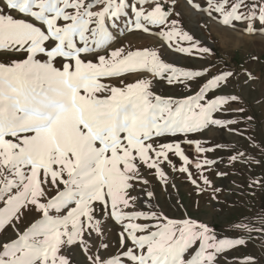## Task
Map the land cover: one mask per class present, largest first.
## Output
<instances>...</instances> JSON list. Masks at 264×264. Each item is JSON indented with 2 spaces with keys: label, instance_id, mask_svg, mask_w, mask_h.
Segmentation results:
<instances>
[{
  "label": "snow or ice",
  "instance_id": "6c2138e0",
  "mask_svg": "<svg viewBox=\"0 0 264 264\" xmlns=\"http://www.w3.org/2000/svg\"><path fill=\"white\" fill-rule=\"evenodd\" d=\"M205 4L194 6L233 30L237 22L249 34L256 24L264 29V0ZM172 16L162 0H0V53L21 57L0 62V234L15 233L0 238V264H75L76 248L88 264H236L229 253L246 246L244 237L168 218L147 187V174L168 185L166 166L191 177L193 163L200 174L218 162L200 154L223 145L192 136L211 128L244 135L231 118L244 111L232 107L240 97L224 91L233 72L164 59L165 48L189 57L213 52ZM153 28L166 41L160 49L112 47L122 29ZM156 81L193 94L160 95ZM182 145H194V162ZM242 158L237 150L229 162ZM102 210L121 227L115 247Z\"/></svg>",
  "mask_w": 264,
  "mask_h": 264
},
{
  "label": "rangeland",
  "instance_id": "374dc122",
  "mask_svg": "<svg viewBox=\"0 0 264 264\" xmlns=\"http://www.w3.org/2000/svg\"><path fill=\"white\" fill-rule=\"evenodd\" d=\"M162 2L172 11V18L181 21L184 30L213 50L212 53L202 57L199 53L189 57L165 48L164 59L185 68L206 67L211 70L212 75L222 71L233 72L235 76L224 91L240 97L239 102L232 107L242 108L244 111L232 113L231 118L239 121L235 127L244 135L211 128L192 136V139L201 140L212 146L223 145L215 152L200 154L201 157L206 155L208 159H215L218 162L210 168L205 165L200 174L197 173L193 163L190 169L191 177L166 166L168 185L163 184L154 174H147V179L151 182L147 187L155 193L152 203L157 206L158 211H162L170 219L191 218L209 224L221 237H244L247 241L246 246L229 255L236 257V264H243L245 257H254L258 264H264V230H262L264 224L261 223V219L264 218V211H261L264 209V148L257 147L264 141V34H262L264 29L256 24L257 32L249 34L240 31L246 26L239 22L236 24L237 30L224 26L219 18H210L200 10L206 6L205 0H162ZM194 5H199L200 8ZM157 31L156 28L150 33L122 29L112 47H124L126 50L160 49L166 41L155 34ZM184 43L187 46L188 42ZM19 58L21 57H10L0 53V62L3 63ZM87 59L94 58L87 57ZM59 66L58 64L57 67ZM127 79L128 82H132L135 77L129 76ZM109 82L114 85L119 84L117 80ZM153 88L158 94L166 97L182 98L193 94L185 88L168 86L163 81H156ZM197 90L198 87H194L193 92ZM248 117L254 119L249 120ZM252 138H255V143H251ZM175 139L182 140L183 137ZM182 146L194 162L197 158L194 145ZM237 150L246 152L247 158L230 163L229 157ZM172 160L177 167L182 165L177 157H172ZM218 172L225 175L219 176ZM205 176L211 181L210 185L203 183ZM193 179L197 181L196 184L191 182ZM98 215H104L108 223L106 239L115 247L119 240L120 225L108 220L103 210ZM31 220L32 217H29L21 227L26 226ZM241 225L255 230L247 231L240 227ZM14 235L15 233L9 228L5 233L0 234V238L6 239ZM73 259L75 264H88L85 254L79 248L74 250Z\"/></svg>",
  "mask_w": 264,
  "mask_h": 264
}]
</instances>
